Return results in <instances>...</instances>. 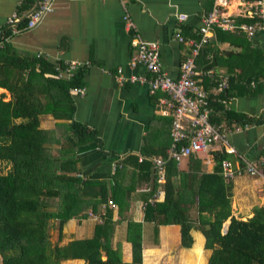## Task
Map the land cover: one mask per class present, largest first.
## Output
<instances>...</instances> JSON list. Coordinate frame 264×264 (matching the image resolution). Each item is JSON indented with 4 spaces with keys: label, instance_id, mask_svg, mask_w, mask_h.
<instances>
[{
    "label": "crops",
    "instance_id": "1",
    "mask_svg": "<svg viewBox=\"0 0 264 264\" xmlns=\"http://www.w3.org/2000/svg\"><path fill=\"white\" fill-rule=\"evenodd\" d=\"M232 1L226 9L228 14L239 22L252 23V18L247 16V7L237 0ZM20 4L21 0H0V28L5 27ZM212 8L213 0H53L52 11L45 13L34 28L10 38V44L21 56L37 57L53 64L61 78L70 80L77 70H84V88H73L70 93L76 103L75 120L96 136V141L85 144L80 153L85 180L83 194L88 202L89 199H100L105 185L111 188L112 195L113 178L118 172V169L113 172L115 163L128 158L137 159L138 164L143 161L148 164L132 173L137 168V163L133 164L120 181L124 191L118 196H125V213L129 218L143 222L148 202H164L166 174L164 182L158 177L151 196L153 171L149 165L154 166L158 158H167L172 146L173 113L161 102L169 98L168 94L162 90L152 91L153 74L142 65L132 67L137 55L134 41L139 36L159 45L163 71L178 80L190 47L176 36L196 38L202 18ZM181 15L186 17L183 21L179 19ZM72 63L78 68L68 76L67 68ZM197 66L198 80L210 96L216 123L232 131L228 145L235 153L230 154L226 145L216 144L208 154L183 158L178 163L179 171L190 172L200 166L204 173H214L221 160H230L240 167V156L260 163L264 156V83L253 86L252 82H256L253 77L264 66V33L249 39L244 33L231 32L220 42L212 32ZM225 76L231 78L232 84L224 91L228 97L222 100L224 92H219L214 83ZM46 77L57 76L48 73ZM121 77L124 83H121ZM132 78H145L147 82H131ZM250 78L253 80L246 84ZM260 79L264 80V77ZM74 89H83L84 95L74 93ZM0 98L8 102L12 95L0 88ZM236 118L240 121L235 123ZM249 119L256 122H249L252 125L248 129L234 132L235 126ZM56 122L51 115L42 117L44 128L53 127ZM225 181L233 187L235 218L248 220L257 208H264L262 179L243 174ZM107 203L100 209L104 216L112 209H103ZM113 212L114 219H118V206L113 207ZM229 224L230 221L225 224L224 233ZM96 225L97 221L92 218L81 223L76 219L69 221L64 229L67 237L63 244L73 239L92 238ZM153 234V226L147 225L142 264L209 263L212 251L205 249L206 241L201 232L193 230L194 243L189 249L181 245L179 225L161 226L159 243ZM123 261L133 262V248L128 241L123 242ZM84 263L83 260H71L64 264Z\"/></svg>",
    "mask_w": 264,
    "mask_h": 264
},
{
    "label": "trees",
    "instance_id": "2",
    "mask_svg": "<svg viewBox=\"0 0 264 264\" xmlns=\"http://www.w3.org/2000/svg\"><path fill=\"white\" fill-rule=\"evenodd\" d=\"M40 1L21 2L17 10L23 17L20 29L28 23L24 16ZM213 32L220 42L231 33L220 28ZM199 37L200 32L194 39ZM48 73L57 77H46ZM83 77L84 70L79 69L72 79L61 78L53 64L21 56L10 42L1 49L0 88L8 90L12 98L8 102L0 98V264H64L71 260H83L85 264H142L147 225L153 226L158 243L161 226L179 225L181 245L187 249L194 243L193 230L201 232L205 249L212 251L208 264H264V208H257L248 220L233 216V187L223 177L222 160L214 173H204L200 166L190 172L179 171V162L169 161L165 168V200L148 202L143 222L129 218L125 196L118 194L124 191L120 181L128 168L137 163L133 173L142 169L146 161L138 164L135 158L120 159L121 163H115L118 172L113 178L112 195L111 188L105 185L100 199L88 202L83 194L80 153L85 144L96 141V136L75 120L76 103L70 93L73 88H84ZM262 77L264 66L253 78L261 84ZM218 81L214 83L216 88ZM227 97L224 92L220 99ZM46 115L57 121L53 127L42 126ZM211 120L216 123V116L212 114ZM249 122L254 124L256 120L242 121L240 126ZM149 166L153 171V196L158 170L155 165ZM109 199L119 208L118 219L113 217V207L106 216L100 213L101 205ZM90 210L103 218L102 223L97 221L93 237L73 239L64 245L65 226L73 219L79 223L89 219ZM55 227L57 242L52 241ZM124 241L132 244V263L123 261Z\"/></svg>",
    "mask_w": 264,
    "mask_h": 264
},
{
    "label": "built area",
    "instance_id": "3",
    "mask_svg": "<svg viewBox=\"0 0 264 264\" xmlns=\"http://www.w3.org/2000/svg\"><path fill=\"white\" fill-rule=\"evenodd\" d=\"M237 1L247 7V16L254 19L255 22L239 23L236 18L229 15L226 11L231 2H233L232 0H215L213 10L201 20L199 39H186L177 34L176 38L180 42H187L190 47L189 54L181 65L178 80L172 79L163 71L159 45L144 41L139 36L135 38L134 44L137 48V55L131 63L132 67L142 65L148 72L153 74V79L150 81L152 91L162 90L168 94L169 98L161 102L168 105L173 113L172 146L167 158L155 160V167L158 170L160 182H164L166 164L171 160L180 162L183 158H188L192 155L208 154L216 144L226 145L230 154L235 153V150L228 145V136L232 131L211 120V99L198 80L200 72L198 71L197 60L205 46L209 44L211 33L215 28L237 34L244 33L249 39H253L257 33H264V0ZM52 3L53 0L40 1L35 10L24 16L28 18V23L22 29L19 28V25L23 17L17 12L13 13L8 18L5 27L0 28V53L4 44L10 41L11 35L34 28L45 13L52 11ZM185 18L184 15L179 17L181 21ZM7 31H11L12 34L7 35ZM77 68L75 63L70 64L67 68L68 76H72ZM120 81L124 83L122 77ZM136 81L147 82L145 78L131 79V82ZM262 82L264 83V80ZM256 84L257 82H252L253 86H256ZM229 86L230 79L225 76L219 81L217 90L223 92ZM73 92L84 95L83 89H74ZM251 125H237L233 130L234 132H239L242 129H248ZM240 160V167L235 166L230 160L222 161V174L226 180L232 181L237 176L244 174L264 181V156L260 163L249 161L244 156H240ZM116 171L117 168L115 166L113 172L115 173ZM114 206V201L110 200L103 205V209L106 210L108 207ZM90 216L95 221L103 222V218L95 215L93 211L90 212Z\"/></svg>",
    "mask_w": 264,
    "mask_h": 264
},
{
    "label": "rangeland",
    "instance_id": "4",
    "mask_svg": "<svg viewBox=\"0 0 264 264\" xmlns=\"http://www.w3.org/2000/svg\"><path fill=\"white\" fill-rule=\"evenodd\" d=\"M58 229L55 227L53 230H52V241L53 242H57L58 241ZM85 264V263H84Z\"/></svg>",
    "mask_w": 264,
    "mask_h": 264
},
{
    "label": "water",
    "instance_id": "5",
    "mask_svg": "<svg viewBox=\"0 0 264 264\" xmlns=\"http://www.w3.org/2000/svg\"><path fill=\"white\" fill-rule=\"evenodd\" d=\"M226 231H227V230H226ZM226 231H225V232H226Z\"/></svg>",
    "mask_w": 264,
    "mask_h": 264
}]
</instances>
